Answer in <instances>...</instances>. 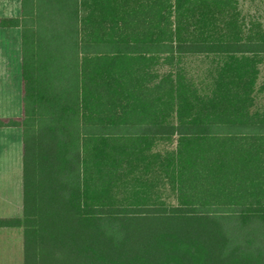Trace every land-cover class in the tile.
Listing matches in <instances>:
<instances>
[{
    "label": "trees",
    "instance_id": "16d2710c",
    "mask_svg": "<svg viewBox=\"0 0 264 264\" xmlns=\"http://www.w3.org/2000/svg\"><path fill=\"white\" fill-rule=\"evenodd\" d=\"M23 264H264V22L239 0H20ZM195 61L204 64L194 70Z\"/></svg>",
    "mask_w": 264,
    "mask_h": 264
},
{
    "label": "rangeland",
    "instance_id": "374dc122",
    "mask_svg": "<svg viewBox=\"0 0 264 264\" xmlns=\"http://www.w3.org/2000/svg\"><path fill=\"white\" fill-rule=\"evenodd\" d=\"M239 1L245 12L264 22V0ZM19 11L20 0H0V16H15ZM193 67L200 71L204 64L195 61ZM21 115V30L0 28V117ZM22 155L21 129L0 128V218L22 215ZM0 264H23L21 228H0Z\"/></svg>",
    "mask_w": 264,
    "mask_h": 264
},
{
    "label": "crops",
    "instance_id": "0c3cea01",
    "mask_svg": "<svg viewBox=\"0 0 264 264\" xmlns=\"http://www.w3.org/2000/svg\"><path fill=\"white\" fill-rule=\"evenodd\" d=\"M19 13H20V11H19ZM19 15V14H18ZM5 16V15H4ZM15 16H17V15H15ZM8 203V202H7ZM9 204V203H8Z\"/></svg>",
    "mask_w": 264,
    "mask_h": 264
}]
</instances>
